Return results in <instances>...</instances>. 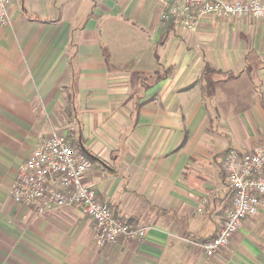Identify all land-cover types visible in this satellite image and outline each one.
<instances>
[{
	"label": "crops",
	"instance_id": "crops-1",
	"mask_svg": "<svg viewBox=\"0 0 264 264\" xmlns=\"http://www.w3.org/2000/svg\"><path fill=\"white\" fill-rule=\"evenodd\" d=\"M53 7L11 0L0 28V264H264V206L227 251L191 244L216 237L230 207L225 152L264 144V20L208 15L188 31L152 0ZM54 134L91 161L85 185L142 240L99 246L79 207L38 216L9 199Z\"/></svg>",
	"mask_w": 264,
	"mask_h": 264
},
{
	"label": "built area",
	"instance_id": "built-area-1",
	"mask_svg": "<svg viewBox=\"0 0 264 264\" xmlns=\"http://www.w3.org/2000/svg\"><path fill=\"white\" fill-rule=\"evenodd\" d=\"M160 7V20L178 23L193 31L208 15L220 19L264 20V0H152ZM11 0H0V28L8 24ZM92 169L91 161L71 147L61 134L44 139L19 166L8 197L38 216L68 207H79L92 222V232L99 246H111L120 240H142L143 229H136L115 217L85 185ZM231 204L225 212L216 237L196 245L206 257L227 249L246 219L258 216L264 206V144L249 151L228 149L221 162Z\"/></svg>",
	"mask_w": 264,
	"mask_h": 264
},
{
	"label": "rangeland",
	"instance_id": "rangeland-1",
	"mask_svg": "<svg viewBox=\"0 0 264 264\" xmlns=\"http://www.w3.org/2000/svg\"><path fill=\"white\" fill-rule=\"evenodd\" d=\"M60 1H63V0H51V3L54 4L53 8L55 10L60 7ZM92 7H93V4H91L90 2H88V4L85 5V7H83L84 9H83V12L81 14V17H79V19L76 22L78 27L84 25L85 21L90 16ZM162 22L169 23L170 21H162ZM202 78H204V77H202ZM191 244L196 247V245L199 244V242H194V243H191ZM227 250H228V248L225 249L224 251H227Z\"/></svg>",
	"mask_w": 264,
	"mask_h": 264
},
{
	"label": "trees",
	"instance_id": "trees-1",
	"mask_svg": "<svg viewBox=\"0 0 264 264\" xmlns=\"http://www.w3.org/2000/svg\"><path fill=\"white\" fill-rule=\"evenodd\" d=\"M207 70H208V68H207V69H205V73H207Z\"/></svg>",
	"mask_w": 264,
	"mask_h": 264
}]
</instances>
